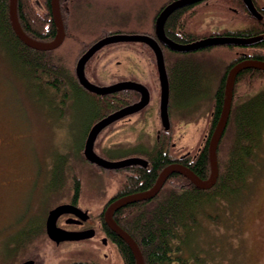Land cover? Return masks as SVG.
Masks as SVG:
<instances>
[{"label": "rangeland", "instance_id": "rangeland-1", "mask_svg": "<svg viewBox=\"0 0 264 264\" xmlns=\"http://www.w3.org/2000/svg\"><path fill=\"white\" fill-rule=\"evenodd\" d=\"M167 1L74 0L70 5V34L65 44L53 52L52 64L60 62L61 71L67 72L75 80L78 49L83 41H90L108 31L150 34L154 31V17L158 9ZM222 2H213L212 9L201 8V15L197 13L190 19L189 31L202 35L223 29L248 28L249 21L244 20L242 15H236L222 6L216 7ZM118 51L125 53L118 54ZM238 52V49L229 47H214L192 53L166 51L171 89V131L166 146L173 157L190 152L192 158L201 149L210 130L213 94L225 68ZM128 63L138 64V76L151 90V105L159 106L161 94L156 57L147 44L106 47L94 64L89 63L90 68L99 69L98 75L94 74V84L109 85L117 81L120 75L126 74ZM14 64L11 54L0 41V264H11L10 259L4 257L3 247L10 245L17 237L18 233L14 232L17 227L37 223L49 209L65 201L75 174L79 179L82 177L86 195L88 181L100 174L103 176L83 156L86 130L94 115L89 100L78 98L75 89L73 98L68 97L64 102V91L51 99L47 89L36 80L15 72ZM188 72L193 75L191 81L188 80ZM179 74H182L181 77ZM63 83L67 88L69 84ZM176 83L183 87L181 91L175 89ZM185 86L193 88L185 93ZM263 90L264 80H260L253 89H249L246 83L241 84L238 94L247 102ZM66 92L68 95L69 91ZM238 107H241L240 104ZM134 119L141 122L134 116L119 120L105 129L96 143V152L107 160L119 161L130 156H141L142 152L137 151L140 147L154 149L157 141L164 138V134L160 139L156 134V129H160L159 119L153 116L152 132L144 138L140 135V127H131L129 121L133 123ZM63 156L67 159L63 169L65 186L61 193L52 194L49 189L59 185L60 180L55 175L64 160ZM258 156L256 164L250 169L249 190H242L230 200V211L223 209L225 212L219 211L218 217L214 209H209L207 214L198 216L200 230H203L198 239V256L206 264H264V147ZM124 177L109 174L106 179L107 192L115 189ZM240 205L237 214L233 209ZM209 215L218 217L217 223L212 224ZM26 239L30 244L31 237ZM41 246L50 262L68 254L67 249L57 248L46 240L42 241ZM21 255V252H15L16 258ZM117 260L114 264H119Z\"/></svg>", "mask_w": 264, "mask_h": 264}, {"label": "trees", "instance_id": "trees-1", "mask_svg": "<svg viewBox=\"0 0 264 264\" xmlns=\"http://www.w3.org/2000/svg\"><path fill=\"white\" fill-rule=\"evenodd\" d=\"M223 1L222 5L225 8L232 6L237 10L236 15H242L245 17L244 20L249 21L248 28L237 30L223 29L196 35L189 31V23L190 19L193 16L195 17L200 10L198 11L197 9L195 11L192 10L193 7H184L175 11L168 18L165 24L166 35L180 44H188L211 36L248 38L264 33V19L263 21L253 19L248 14L241 0ZM63 2L61 0L62 15L69 35L70 14L63 8ZM9 7L10 0H0V41L4 43V47L15 62L13 65L15 72L36 80L44 89H47L46 91L49 92L51 99L56 98L63 91L64 94L62 96L65 97L67 95L65 92L70 91V88L64 87L65 83L63 82L71 85L70 76L65 72L62 73V68H59L60 62L52 64L53 51L35 50L19 39L11 24ZM18 18L23 30L31 38L47 42L52 41L56 37L57 31L52 16L51 0H18ZM255 47L257 50L249 47H229L238 49L239 52L225 68L220 84L213 94L209 133L198 153L194 157L188 158L184 164L201 179H208L211 173L209 140L222 112L228 73L236 64L242 61L250 59L263 61L264 42ZM163 50L166 54L168 49L163 48ZM181 75L179 74V77ZM187 75H189L188 80L191 81L193 79L192 73L188 72ZM260 80H264V71L262 70L246 69L240 72L236 82L235 94L239 93L238 89L241 84L246 83L249 89H253ZM177 83L175 84V89L181 91L183 87H180ZM192 88L193 86H187L185 93L192 90ZM76 95L78 98L80 96L89 100V104L94 111L91 123L119 110L126 105L123 102L130 98V96L127 97L126 93L122 96L115 93L100 97L91 93L77 91ZM64 97L63 102L68 95ZM232 115L224 139L220 144L218 162L219 172L221 173L214 187L208 190H200L186 177L174 174L170 177V181L164 186L160 195L154 200L135 203L129 207L130 210L115 218L117 224L127 231L138 244L145 264H206L198 256L200 250L198 239L200 238V232L203 231L200 230L201 225L198 216L207 214L206 211L209 209H214L215 215L219 211H230V200L236 198L242 188L247 189V178H249L250 173V167L247 162L250 158L253 161H257L259 159L258 154L263 152L261 133L264 130V90L253 95L241 107L236 108L235 105ZM225 139L227 141L225 148L227 149V162H223V156H221ZM167 143L164 140L157 141L153 151L149 154L152 162L150 168H127L130 173L124 177V195L151 189L162 170L178 161L169 153L166 146ZM63 158L55 175L57 180H60L59 185L57 188L49 189L52 194L55 192L61 193L64 189L63 186H65L63 169L67 165V159L64 156ZM76 176L77 174H75ZM139 204H144L145 206L139 209ZM239 208H241V205L233 210L239 214ZM217 216L219 217V215ZM218 217L208 216L209 221L213 222L212 224L217 223ZM209 231L211 232L210 229ZM28 236H30L29 232L23 235L22 240H25ZM116 239L124 264H136V259L127 243L119 237H116Z\"/></svg>", "mask_w": 264, "mask_h": 264}, {"label": "water", "instance_id": "water-1", "mask_svg": "<svg viewBox=\"0 0 264 264\" xmlns=\"http://www.w3.org/2000/svg\"><path fill=\"white\" fill-rule=\"evenodd\" d=\"M204 0H175L158 15L155 22V34L156 37L147 34H116L107 36L104 39L95 43L88 51L79 59L76 66V74L81 85L91 93L100 96H107L115 94L124 90H136L142 94L141 100L133 105L119 109L98 121L91 129L88 134L84 156L90 163L96 164L107 170H119L130 166H147L148 162L142 158L131 157L119 161H110L95 151V143L100 133L110 126L112 123L125 118L128 115L138 112L143 109L150 101L149 90L142 84L131 81L118 82L112 85L100 86L92 83L86 77L85 68L87 62L103 47L119 43V42H139L147 44L155 54L156 63L159 74L160 90H161V119L163 126L166 130L171 127L170 115H169V103H170V80L166 67L165 55L163 46L176 53H192L200 50H205L211 47H222V46H255L264 41V35H258L254 37H231V36H212L203 38L192 43L180 44L170 39L165 32V24L168 18L175 11L197 4ZM248 13L256 20H262L261 12L256 8L253 0H242ZM10 20L12 27L21 41H23L29 47L38 51H53L59 48L65 37L66 30L64 20L62 17L60 0H51V10L54 23L56 26V37L52 41H37L31 38L22 28L18 18V0H10ZM246 69H258L264 71V61L262 60H245L236 64L228 73L225 91H224V102L220 118L217 125L209 140V159L211 173L208 179H201L198 177L189 167L184 164L174 163L162 170L155 185L146 191L127 195L117 202H115L106 212V222L109 227L118 234V236L127 243L130 247L135 259L136 264H145L143 254L132 236L121 228L113 218V213L116 210L124 208L128 205L148 201L154 199L164 187L167 180L174 174H180L189 179L195 187L200 190H208L214 187L219 178V163H218V149L223 134L227 128L233 101L235 95V86L237 77L240 72ZM70 205L62 204L52 210H50L47 221L46 231L48 236L56 241L57 243L65 240H79L89 235L84 233L67 232L58 228L57 219L58 217L67 212ZM24 264H33L32 261Z\"/></svg>", "mask_w": 264, "mask_h": 264}, {"label": "flooded vegetation", "instance_id": "flooded-vegetation-1", "mask_svg": "<svg viewBox=\"0 0 264 264\" xmlns=\"http://www.w3.org/2000/svg\"><path fill=\"white\" fill-rule=\"evenodd\" d=\"M63 1H64L63 2V4H64L63 8H65L66 11L69 12V14L71 15L70 5L74 0H68V1L63 0ZM173 1H175V0H168L162 7H160V9H158L159 12L154 17V31L149 34L150 36L156 37V34H155L156 19H157L158 15L164 10V8H166V6L171 4ZM220 1L221 0H204L202 2H199V3L191 5V6H187V7H193L192 10H195V11H197V9L199 11L201 8H204V7H206L207 9L208 8L212 9V8H214L213 2L220 3ZM60 2H61V0H60ZM211 2H212V5H211L212 7L210 6ZM253 2L255 4L256 8L261 12V14H262V20L261 21H263V19H264V0H253ZM221 6L224 7L223 5H219V4H217L216 7L221 8ZM228 9L234 13H237V10L235 8H233L232 6L228 7ZM206 12H204L203 14H205ZM69 18H71V16H69ZM66 33H67V35L63 41V44L59 48H57V50L60 49L65 44V42L67 41V38H68L67 30H66ZM116 34H126V33L121 32V31L102 32L97 37L93 38L90 41L89 40L83 41L80 48L78 49V55L79 56L77 58V63H78L79 59L95 43L104 39L107 36L116 35ZM259 35H264V33L259 34ZM135 43L136 42H119V43H115L112 45L119 44V45L127 46V45H131V44H135ZM109 46H111V45L105 46L102 49H100L86 64V68H85L86 76L93 83H96V80H93V79H96L94 74L98 75L99 69L96 67L90 68L89 63L92 62L94 64V61H95V59H97L98 55H100V53L103 50H105L106 47H109ZM255 46H257V45H255ZM255 46H240V47H249L250 49H256L257 50V48ZM222 47H232V46H222ZM163 48H166V47L163 46ZM57 50H54V51H57ZM121 53H125V52H119L118 51V54H121ZM152 53H153V51H152ZM127 56L129 57V53H127ZM252 60H255V59H252ZM77 63H76V66H77ZM133 65L135 68L133 67ZM137 65L138 64L128 63L127 68L125 70L126 74L120 75V78L111 84L123 82V81H131V82L140 83V84L144 85L149 90L150 101L143 109L139 110L136 113L128 115L123 119L131 118L134 116H137L138 119H141V122H136V120L134 119L133 123H132V121H129V123H131L132 128L133 127L134 128L140 127V130H141L140 135H143V138H144L145 136H147L148 134H150L152 132L151 128L153 125L151 123V119L153 118V116L156 115L160 121V129H158V131L156 129L157 137H158V139H160V137H162V134H164V136H163L164 138L161 141L164 140L165 142H167L170 139L168 137L170 135L171 127L169 130H166L163 126L162 119H161L160 103H159V106H157V105L152 106L151 105V103H152L151 90L149 89V87L147 86V84L145 82L140 80V77L138 76L139 72L137 70ZM76 66H75V71H74L76 79L75 80L71 79L72 80L71 85L67 86V88H70V91L68 92L69 98H73L72 95H73V91H75V90L79 91V92L91 93L88 90H86L81 85V83L79 82L77 74H76ZM63 72H65V71H63ZM65 73H67V72H65ZM239 84H241V83H239ZM103 85H107V84H103ZM75 88H77V89H75ZM124 93H126L127 97L130 96V98H127L126 102L121 101L123 103H126V105H124L122 108L139 102L141 100V97H142V94L136 90H124V91L118 92L117 94H119V96H122ZM235 93H236V91H235ZM97 96H100V95H97ZM100 97H105V96H100ZM120 98H122V97H120ZM239 100H240V102H239ZM160 101H161V98H160ZM244 103H246V101L243 99V97H240L239 94H235L230 119L233 116L232 112H233L234 106L236 105V108H237L239 106V104L241 106ZM122 108H120V109H122ZM230 119H229L227 128L223 134V137L221 139L220 144L222 143V140L224 139V136L226 134V131H227L229 123H230ZM100 120L101 119L97 120L96 122L90 123V126L87 128L86 134H85L86 138L84 141V148H85V144H86L88 134L90 133L92 127ZM114 123H116V122H114ZM114 123H112V124H114ZM110 126H108V127H110ZM107 128H105V129H107ZM101 133H100V135H101ZM99 136L97 138V141L99 139ZM261 140H262V145L264 147V130H262V133H261ZM97 141H96V143H97ZM226 142L227 141L225 139V144L223 145V151L221 152V156H223V162H227V157H228L227 156V149H225L226 148ZM96 143H95V148H96ZM220 144H219V148H220ZM172 145H174V144H172ZM84 148H83V151H84ZM151 149H153V148L140 147L139 150H137V151L142 152L141 156H130V157H138V158H142V159L146 160L148 162L147 166L144 167L142 165H137V166H130V167H133V168L134 167L135 168L136 167L137 168L143 167L145 169L150 168L152 165V162H151L150 157H149V154L152 152ZM219 153H220V150L218 149V161H219ZM130 157H128V158H130ZM190 157H191L190 152L183 153L179 156H176V158L174 157L175 159L178 160V161H175L174 163L185 164L186 160H188V158H190ZM256 162L257 161H253L250 158L248 160L247 164L249 165V167L251 169L252 165L256 164ZM92 165L94 166L96 171L98 173H102L103 176L100 174V176H96L93 180L88 181L87 195L85 194V191L83 188L84 183L82 182L83 181L82 177L79 181H78L79 178L73 177V180H71L72 181L71 186H70L71 190H70V193L68 194V197L66 198L65 201H63L62 203L55 206V207H57V206L62 205V204H67V205L71 206L67 210V212L61 214L58 217V219H57L58 228L65 230L67 232L84 233V234H87L89 236L82 238V239H79V240H65V241H61L59 243L52 240L48 236L47 231H46V221H47V217H48L50 210L55 208V207H53V208L49 209L47 211L46 215L43 217V219H41L37 223H35V224L28 223L25 225L18 226L17 229L14 231V232L18 233L17 237L14 238V240L12 241V243L10 245L7 244L3 247L4 248L3 253L5 254L4 257L7 260L10 259L9 261H11V264H24V263L30 262V261H32L33 264H114V261L116 260V258H118L117 261L119 264H124V261L121 257L120 251H119L118 241L116 239V237H119V236L117 233H115L109 227V225L106 222L107 210L115 202H117L119 199L127 196V195H124V191H123L124 180L117 183L118 186H116V188L113 189L111 192H107V190L109 191V188H107L108 182H106V179L108 178L109 174H115L118 176H123V175L126 176L128 173H130V171L127 170V168H130V167H126V168H123L120 170H106L102 167L97 166L96 164H92ZM121 170H123V171H121ZM220 173L221 172H219V177H220ZM247 179L249 180L250 178H247ZM168 181H170V178L167 180L165 185L168 183ZM76 188L78 189L77 191H76ZM249 188H250V183H249V186L247 187V189L249 190ZM163 189H164V187L162 188V190ZM247 189L242 188L241 191L242 190L246 191ZM162 190L159 192V194L157 196L160 195ZM90 192H91V194H90ZM154 199H151V200H154ZM148 201H150V200H148ZM144 202H146V201H144ZM139 203H143V202H139ZM132 205L133 204L128 205V206L121 208L119 210H116L113 213L114 220L118 215L130 210L129 207H131ZM141 205L142 204H139V207H138L139 209H141L145 206L144 204L142 206ZM214 212H215V210H214ZM28 232H29V235L31 237L30 244H27V239L22 240L23 235H25ZM43 240L48 241V243L54 245L57 248L63 247L64 249H67L68 254H66L65 256L63 254L62 257L60 259L58 258V260L55 262L48 261L47 257H45V255L43 254V251H42L41 244H42ZM18 251L21 252L22 255L19 258H16L15 252H18Z\"/></svg>", "mask_w": 264, "mask_h": 264}]
</instances>
